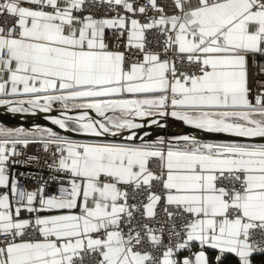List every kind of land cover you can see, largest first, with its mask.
Here are the masks:
<instances>
[{"label":"snow or ice","instance_id":"snow-or-ice-1","mask_svg":"<svg viewBox=\"0 0 264 264\" xmlns=\"http://www.w3.org/2000/svg\"><path fill=\"white\" fill-rule=\"evenodd\" d=\"M0 108L66 133L0 124V264L264 257V0H0Z\"/></svg>","mask_w":264,"mask_h":264},{"label":"built area","instance_id":"built-area-1","mask_svg":"<svg viewBox=\"0 0 264 264\" xmlns=\"http://www.w3.org/2000/svg\"><path fill=\"white\" fill-rule=\"evenodd\" d=\"M97 15L99 16L101 13H97ZM106 35L111 37L112 30H107ZM17 151L21 153L20 156L15 158L19 161L27 160L30 155L38 157L36 161L17 163L9 169V174L19 179L21 187L33 189L47 181L46 194H59L62 182L67 187L66 177L63 173L58 174L57 179H51L52 176L57 175L46 166V162L51 163V156L48 153H44L39 146L29 145L27 148L17 146Z\"/></svg>","mask_w":264,"mask_h":264},{"label":"water","instance_id":"water-1","mask_svg":"<svg viewBox=\"0 0 264 264\" xmlns=\"http://www.w3.org/2000/svg\"><path fill=\"white\" fill-rule=\"evenodd\" d=\"M72 112H76V111H72ZM56 114L57 115L59 114L58 111H54L53 113H51V115H56ZM92 114L95 117H97L94 112H92ZM36 116H37L38 119L43 121L47 125V127H52L54 130L60 131L61 134H66V133H64L63 130H60L56 126L52 125L50 120L45 119L44 118L45 117L44 113H38ZM97 118H99V117H97ZM27 120H29V119H24L22 121L17 122V121L11 120V119H6V118L0 117V124H4V125L12 127V128L22 127V128H25V129H33L34 126H29L28 124H25L27 122ZM187 131H189L187 129V127L186 126H182L181 129H179V130H173V129H169V128H167L166 130L164 129L161 132V134H166V133L167 134H180V133L187 132ZM70 135H71L72 138H78V139H96V138L89 137V136H84V135H76V134H70ZM208 139L210 141H222L225 138L209 136ZM237 139H240V141H243L242 138H237Z\"/></svg>","mask_w":264,"mask_h":264},{"label":"bare ground","instance_id":"bare-ground-1","mask_svg":"<svg viewBox=\"0 0 264 264\" xmlns=\"http://www.w3.org/2000/svg\"><path fill=\"white\" fill-rule=\"evenodd\" d=\"M69 114L75 116V115H78V112H70ZM89 115L95 117L91 111H90ZM0 117L6 118V119H11V120H14L17 122L22 121L24 119H29V120H27V122L25 124H28L29 126H34V127L37 125L42 126V127H47V125L43 121L38 119L36 115L35 116H32V115L28 116V115H21V114L13 115L11 113H7L3 108H0ZM95 118H97V117H95ZM182 126L183 125L180 124V122H174V121L170 120L168 128L173 129V130H179V129H181Z\"/></svg>","mask_w":264,"mask_h":264},{"label":"crops","instance_id":"crops-1","mask_svg":"<svg viewBox=\"0 0 264 264\" xmlns=\"http://www.w3.org/2000/svg\"><path fill=\"white\" fill-rule=\"evenodd\" d=\"M189 2L191 4H196L198 3V0H189ZM72 138V137H71ZM72 139H75L79 142H95L96 139H78V138H72ZM211 142H215V141H211ZM217 142H222V141H217ZM240 142H244V141H240ZM264 261V257H260V256H257L254 258V264H263L262 262Z\"/></svg>","mask_w":264,"mask_h":264},{"label":"trees","instance_id":"trees-1","mask_svg":"<svg viewBox=\"0 0 264 264\" xmlns=\"http://www.w3.org/2000/svg\"><path fill=\"white\" fill-rule=\"evenodd\" d=\"M4 125V124H3ZM4 126H6V125H4ZM6 127H9V126H6ZM12 128V127H11ZM215 142H217V141H215ZM263 264H264V261L262 262Z\"/></svg>","mask_w":264,"mask_h":264},{"label":"rangeland","instance_id":"rangeland-1","mask_svg":"<svg viewBox=\"0 0 264 264\" xmlns=\"http://www.w3.org/2000/svg\"><path fill=\"white\" fill-rule=\"evenodd\" d=\"M26 130H30V129H26Z\"/></svg>","mask_w":264,"mask_h":264}]
</instances>
